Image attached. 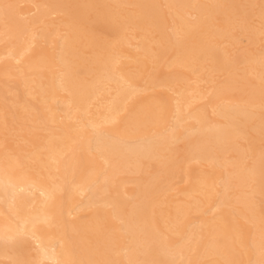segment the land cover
Listing matches in <instances>:
<instances>
[{"label":"bare ground","instance_id":"1","mask_svg":"<svg viewBox=\"0 0 264 264\" xmlns=\"http://www.w3.org/2000/svg\"><path fill=\"white\" fill-rule=\"evenodd\" d=\"M0 264H264V0H0Z\"/></svg>","mask_w":264,"mask_h":264}]
</instances>
